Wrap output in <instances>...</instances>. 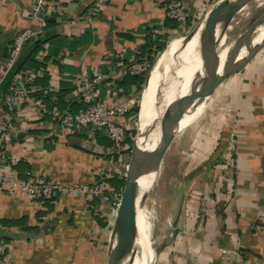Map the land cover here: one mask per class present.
I'll list each match as a JSON object with an SVG mask.
<instances>
[{
  "label": "crops",
  "instance_id": "0c3cea01",
  "mask_svg": "<svg viewBox=\"0 0 264 264\" xmlns=\"http://www.w3.org/2000/svg\"><path fill=\"white\" fill-rule=\"evenodd\" d=\"M180 1L191 19L206 14L213 5L212 0ZM167 2L170 0H103L94 5L88 18L85 14L93 0H56L61 13L44 15L42 35L30 39H48L34 60L48 74L47 86L38 87L50 96L52 107L59 108L57 95L67 86L73 89L64 102L78 104V77L93 71L115 76L125 65L122 62L131 60L145 44L149 33L162 35L163 28L162 32L145 29L163 24ZM30 8V0H0V84L7 73L3 61L8 46L16 33L30 26ZM34 73L37 79L42 77L40 69ZM117 79L96 86L97 99L131 105L135 90L123 92L116 86ZM103 87L109 91L102 92ZM219 100L229 101L231 114L207 122L202 137L194 141L198 153L191 158L204 163L189 173L191 204L176 217L157 264H264V46L240 73L217 88L203 112H222ZM3 112L0 94V143H5L7 157L15 163L24 161L31 174H45L65 191L49 209L21 192L8 195L0 189V241L7 247L0 264H81L77 259L96 229L84 212L85 197L70 195L67 190L87 185L93 175L103 171L123 178L129 153L97 143L95 132L84 138L75 135L76 131L60 132L55 124L10 121ZM203 112L190 124L188 120L183 130ZM212 161L222 168L216 171L218 176L213 169L216 165L210 167ZM216 177L226 194L217 193ZM116 209L106 215L101 231L107 240ZM6 221L17 224L6 226Z\"/></svg>",
  "mask_w": 264,
  "mask_h": 264
},
{
  "label": "water",
  "instance_id": "95a60500",
  "mask_svg": "<svg viewBox=\"0 0 264 264\" xmlns=\"http://www.w3.org/2000/svg\"><path fill=\"white\" fill-rule=\"evenodd\" d=\"M252 1L255 0H222L209 10L201 22L202 41L197 53L200 68L192 76L186 93L184 95L177 93L168 105H165L164 99H160V96L157 100L154 99L148 111L157 109L160 114L143 130L138 127L141 112L139 110L123 177L121 196L107 244L106 264H124L126 254L137 235V214L145 193L139 182L143 178L156 176L159 172L167 145L176 134L181 121L189 115L191 107L203 101L207 102L224 81L240 73L256 52L264 46L263 39L253 51H246L247 47L253 44L259 30H264L263 12L229 45L222 62L219 57L223 51L220 44L226 36L231 21ZM192 32L182 38L188 41ZM243 50L245 55L241 57ZM148 81L149 75L146 85ZM184 82L182 79L171 82L168 86L169 94L176 91L180 85L183 86ZM145 138L148 139L147 143L141 141L146 140ZM153 140L155 146L148 150L147 145Z\"/></svg>",
  "mask_w": 264,
  "mask_h": 264
},
{
  "label": "built area",
  "instance_id": "2783aa9c",
  "mask_svg": "<svg viewBox=\"0 0 264 264\" xmlns=\"http://www.w3.org/2000/svg\"><path fill=\"white\" fill-rule=\"evenodd\" d=\"M102 1L93 0V6L87 9L85 15L90 18L94 12V5H98ZM55 2L56 0H30L31 8L27 17L30 26L25 27L13 37L3 61L6 71L15 64L18 57L22 54L26 43L30 39L42 35L43 28L46 26L42 17L49 12L53 14L61 13V9ZM166 10L172 14V17L181 26L185 25L187 13L181 1H172L166 7ZM35 23L39 27L33 28L32 25ZM148 63L145 59L134 60L125 64L121 70L117 71L115 76H104L98 71H93L78 77L76 83L79 92L77 101L84 102L88 106L76 112L61 111L58 108L49 109L40 100H35L33 94L40 91V88L36 85L37 74L33 71H26L11 80L8 90L3 96L4 117L14 122L34 120L39 123L44 122L48 126L55 124L60 132L76 131L80 127L104 129L106 137L112 143L113 150L122 153L125 150L124 140L129 138L130 128L126 127L122 122L129 111L127 107L129 105L123 102H114L112 104L101 102L97 99L94 90L96 86L103 82H112L127 75L138 76L144 74L149 67ZM2 142L0 143V189L4 190L8 195L21 192L32 200H50L65 191L59 182L49 179L45 174H30L26 179L21 180L11 170L2 169L1 163L6 161V145ZM228 165L232 168L233 161H230ZM95 175L101 176L100 174ZM89 186L91 187H88V185L76 186L67 190V192L70 195L80 194L86 197L85 200L88 203L86 207L91 208L92 199L98 198V193L103 189L108 190L110 186L101 177L99 181H94ZM224 193L226 194L225 191ZM114 196L117 199V206L121 192L114 194ZM6 248V244L0 241V260L5 254Z\"/></svg>",
  "mask_w": 264,
  "mask_h": 264
},
{
  "label": "rangeland",
  "instance_id": "374dc122",
  "mask_svg": "<svg viewBox=\"0 0 264 264\" xmlns=\"http://www.w3.org/2000/svg\"><path fill=\"white\" fill-rule=\"evenodd\" d=\"M221 1L222 0H212L213 5L209 8L212 9ZM263 12L264 0H255L247 4L245 8L239 11L231 21L229 29L226 32L225 42L229 43L230 45ZM206 14H199L194 19H191L188 33L194 31V29L202 22ZM181 27L183 28L184 26L182 25ZM159 56L160 55L153 54L151 57L154 58L156 62ZM149 68L150 64L147 71ZM145 85L146 83L142 85L141 92H136L134 94L132 104L127 106L129 111L135 109V105H137L138 111L141 110L143 103L142 96L143 92L145 91ZM220 102L223 101H218L219 107L221 105ZM207 106L209 107V102H207ZM221 108L223 111L219 112L218 114L211 113L208 115V112H203V114L195 121V123L191 124L182 132L174 135L169 145H167L165 153L162 157L159 172L156 174L153 182L143 195L140 210L145 218L146 234L148 238L147 240L150 244V249L153 256V262H151V264L158 263L159 255L162 254L163 246H166L169 243L170 232L174 228L173 223L176 217H180L182 211L183 213H186V204H191V194L188 192V185L191 176L189 173L190 171H193L191 170L192 167H199V165L203 162V160L196 162L195 158V161L191 158V154L196 155L198 153L196 152V145L194 141H196V138L202 136V132L205 130V125H207V122H210V120L213 119H220L221 117H229L231 114L229 101H224ZM192 121L193 120L189 121V124ZM196 123L199 125L196 126ZM133 125L134 130L132 138L135 134L136 122H134ZM216 130L218 129H215V131ZM214 162L212 161L210 163L211 168L216 165ZM213 169L216 172L217 170L220 171L222 168L219 165H216V167ZM216 175L218 176L217 172ZM210 181L212 182L213 180L210 179ZM214 181L217 186V193L219 192L220 194H223L224 187L222 183H220L219 178L216 177ZM206 182H208L207 179ZM89 185L90 184H88V187H91ZM83 192L85 193L84 190ZM97 197L100 204H93L90 209L86 207V205H88L86 200L84 201V212L87 213V217L92 218L90 213L91 211H94L93 214L98 215L100 221L105 223L107 218L106 215L111 214L113 210L115 211L117 199L115 198L114 194H112V188L110 187L108 190L103 189L101 192H99ZM109 203H113L115 207L109 206L107 208L106 206L109 205ZM201 203L204 204L203 201H201ZM201 209H203L202 206ZM201 215H203V213H201ZM187 216H190V212L188 213V211ZM110 219H113V217H110ZM91 220L94 222H92V228L96 229V232L93 231L92 234L87 237L82 254H80L78 259H76L79 260L81 264H106L105 254L108 244V237L107 235L104 238L101 237L102 228L96 225V222L93 220V218ZM137 252H139V250H137Z\"/></svg>",
  "mask_w": 264,
  "mask_h": 264
},
{
  "label": "trees",
  "instance_id": "16d2710c",
  "mask_svg": "<svg viewBox=\"0 0 264 264\" xmlns=\"http://www.w3.org/2000/svg\"><path fill=\"white\" fill-rule=\"evenodd\" d=\"M172 1H180V0H170V2L165 3L164 6L165 7L168 6ZM190 22H191V17L188 16L187 14L186 23L184 27L182 28L180 23L175 18L172 17V14L167 12V16L165 17L163 24L161 26L158 27L156 24H154V26L148 25L147 28L145 29V32H150L151 30H153V28L157 30V32H162L163 30H165L166 32L163 31L162 35L159 33H149L148 37H146L145 44L139 47L137 53L134 54V57L131 60H128L126 62L124 61L122 63L128 64L134 60H143V58L146 57L145 60L149 62L150 68L146 73L138 75V76H128L127 75V76L118 78L117 79L118 81L116 83L117 88H121V90H123V92H126V93L131 92L132 89L135 90V93L141 92L142 85L146 83L148 75L153 65L155 64V60L151 56L153 54L160 55L166 48L167 41L169 40V38L182 37V36L187 35L188 29L190 28ZM178 35H181V36H178ZM47 40L48 39L41 37L36 41L29 40L26 43L20 58L18 57L15 64L7 71L6 77L0 84V94L2 95V99L8 90L11 80L17 77L18 75L24 74L26 71L36 72L40 69L42 71V77L36 80V85L38 86L41 85L42 87L47 86L48 74L46 71H43L44 65H41L34 60V56L36 55V52L39 50L42 44L47 42ZM72 89L73 88L69 89L67 86L65 89H61L60 92L58 93L57 95L58 101L56 103L59 106L58 108L59 110L61 111L69 110L71 112H76L79 109H84L88 106L86 103L79 102V101H78V104L76 103L72 104L71 102H64V98L69 97L68 95ZM107 90L109 91V89L103 87L102 92L105 93V91ZM33 97H35L36 99L42 100V102L46 104V106L49 107V109H52L53 108L52 106H54V104L52 103L50 99V96L48 97L46 94H43V92L41 91L33 94ZM134 108L135 109L128 111L126 116L122 120L124 125L130 128L129 138L124 140L125 150L122 153H125V154L129 153L130 146H131V138H132V134L134 130L133 123L136 122L137 115L139 112L137 105H135ZM89 132H95L96 134L95 140L97 143L101 145H105V146H112V143L106 137L104 129H95L91 127H80L76 130L75 135H80L85 138L89 136ZM113 158L115 159L116 155H114ZM16 162L17 163H15L11 158L7 157L6 155V161L3 162L4 164L1 166V168L7 170L6 167L9 166L10 168L8 169L11 170L13 173H15L18 179H21V180L26 179L31 174L29 165L22 160H19ZM100 175H101L100 177L103 178L104 182H106L110 186V188H112L113 190L112 194L120 193L123 187V178L117 176L116 174L106 173L104 171L100 172ZM100 177H98L97 175H93V180L89 182L88 184H91L94 181H99ZM57 198L58 197L50 199V200H34V201L42 202L49 209H51L53 202H55ZM93 204L99 205L100 204L99 199L93 198L91 205ZM93 213L94 211H91L90 215L92 216L93 220L96 222L97 226L100 228H104L105 223H102L100 221V218H98V215L93 214ZM3 224L6 226H13V225H16L17 223L14 221H11V222L6 221V222H3Z\"/></svg>",
  "mask_w": 264,
  "mask_h": 264
},
{
  "label": "bare ground",
  "instance_id": "6f19581e",
  "mask_svg": "<svg viewBox=\"0 0 264 264\" xmlns=\"http://www.w3.org/2000/svg\"><path fill=\"white\" fill-rule=\"evenodd\" d=\"M263 31V29L259 30L256 38L253 40V44L249 45L246 51H253L256 45H258L260 41L264 39ZM225 38L226 36L223 37L220 44L221 49H223L221 55L219 56L221 62L224 60V55L229 47V43L225 42ZM201 41L202 26L200 23L194 29L188 41L182 37L172 39L171 42L166 46L163 53H161V55L158 57L151 70V73L149 74V81L145 86V91L143 92L142 96L143 103L141 106L142 108L139 115L138 125L140 130L148 127L149 123L156 119V117L160 114L157 109L156 111L152 112L148 111V107L151 105L154 99L157 100L160 96V99H164L165 105H168L176 97L177 93L181 95L186 93L192 76L195 74V72H198L200 68V62L197 57V53ZM244 55L245 51L243 50L241 52V57ZM181 79L185 81L184 85H180L176 91L174 90L171 94H169L170 88L168 86L170 83ZM206 105L207 102L203 101L202 103L191 107L189 115L181 121L175 133L178 134L182 132L187 121L198 117L204 111ZM141 141H143V143H147L148 139H143ZM154 146L155 141L153 140L148 143L147 149L151 150ZM154 178L155 176L143 178L139 182L141 189L146 192ZM147 239L145 218L142 215L141 210H138L137 235L131 248L126 254L124 264H151V262H153L150 244ZM137 250H139V252H137Z\"/></svg>",
  "mask_w": 264,
  "mask_h": 264
}]
</instances>
